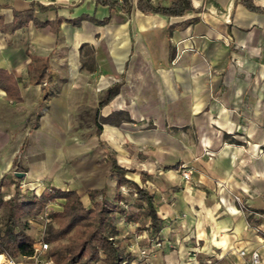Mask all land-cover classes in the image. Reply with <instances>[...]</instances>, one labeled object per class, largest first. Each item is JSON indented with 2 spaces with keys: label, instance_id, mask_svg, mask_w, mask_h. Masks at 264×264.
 Listing matches in <instances>:
<instances>
[{
  "label": "crops",
  "instance_id": "0c3cea01",
  "mask_svg": "<svg viewBox=\"0 0 264 264\" xmlns=\"http://www.w3.org/2000/svg\"><path fill=\"white\" fill-rule=\"evenodd\" d=\"M191 1L198 10L166 16L125 14L97 0H0V68L15 76L23 98L0 88V104L38 113L35 126L15 137L8 132L15 126L0 121V199L17 187L25 199L56 187L93 207L88 192L106 187L117 205L110 226L131 264H253L255 250L264 264V11L241 0ZM251 1L264 8V0ZM33 3L39 22L62 20L57 32L33 20L13 29L14 11ZM85 43L93 60H82ZM46 58L52 75L32 83L29 67ZM114 86L118 93L107 99ZM97 108L130 120L101 123L97 134ZM111 155L153 194L159 232L134 187L122 186L115 199ZM64 201L45 211L61 210ZM155 240L161 245L141 259L139 248Z\"/></svg>",
  "mask_w": 264,
  "mask_h": 264
},
{
  "label": "trees",
  "instance_id": "16d2710c",
  "mask_svg": "<svg viewBox=\"0 0 264 264\" xmlns=\"http://www.w3.org/2000/svg\"><path fill=\"white\" fill-rule=\"evenodd\" d=\"M248 8L264 11V8L255 6L251 0H241ZM98 3L107 5L110 10L118 9L125 14L139 10L145 15L162 14L166 16H182L190 11L198 10L191 0H171L169 4L156 3L153 0H97ZM36 4L23 11H14L13 29L26 26L31 20L37 25H51L57 32L60 18L51 22H39L34 13ZM42 8V6L38 5ZM108 18L103 22L106 23ZM77 24L78 20H72ZM171 58L174 54L171 53ZM35 59V58H34ZM43 61V60H42ZM48 58L37 66L31 65L32 83H42L47 72ZM0 88L5 90L9 97L17 102L23 101L18 82L15 76L7 70L0 68ZM119 86L107 90V99L117 94ZM47 86L43 87V98L51 95ZM100 98L99 106L104 102ZM93 120L97 134L102 131V124L120 125L125 120H130L124 111L112 112L108 116H100L99 109L94 111ZM111 174L117 180L116 200H121L120 189L124 185L134 187L137 198L147 205V214L151 218L150 226L154 232H159L160 219L157 215L153 194L140 183L127 176V169L122 167L114 156ZM23 179V177L21 178ZM93 202V207H87L79 193L75 190H61L56 187L46 188L40 195L33 194L25 199L20 194L18 187L15 193L7 200L0 199V210L5 211V219L0 228V254L11 257H31L34 254V244L37 239L26 231V218L42 214L50 202L63 198L61 210L51 213L52 222L43 235V240L50 244L47 256L54 264H92L103 261L104 264H131L132 257L129 251L115 240L116 231L110 226V218L117 211V205L106 198V187L93 189L88 192ZM101 195V199L97 196Z\"/></svg>",
  "mask_w": 264,
  "mask_h": 264
},
{
  "label": "rangeland",
  "instance_id": "374dc122",
  "mask_svg": "<svg viewBox=\"0 0 264 264\" xmlns=\"http://www.w3.org/2000/svg\"><path fill=\"white\" fill-rule=\"evenodd\" d=\"M81 54H82V60L84 61H90L94 59L93 58L94 50L91 49V47H89V44L85 43L81 46ZM29 109L30 108L25 104L24 105H18L14 103H9V104L1 103L0 104V121L5 120L9 126H15V129L13 130H11V127L8 129V132L12 134L14 137L22 135L23 133H26L29 130L28 128L30 126L33 127V125L35 124L38 113L35 110L33 111L31 115L28 116ZM84 112H87V111H84ZM88 117L90 116L88 115ZM84 118H86V116ZM23 184H25V186L23 187V190H26L25 188H27L26 187L27 182L23 181ZM35 187L36 186L32 188L35 189ZM4 219H5V211L0 210V228L3 225ZM50 224L51 223L49 222L47 223L46 216L44 215V212H43L41 214V217H39L37 221H35L34 224L26 221V231L28 233L30 232L34 238L40 241L42 239V235L46 232L47 227ZM141 229H143V227H141ZM92 264H103V263L101 261H97Z\"/></svg>",
  "mask_w": 264,
  "mask_h": 264
},
{
  "label": "built area",
  "instance_id": "2783aa9c",
  "mask_svg": "<svg viewBox=\"0 0 264 264\" xmlns=\"http://www.w3.org/2000/svg\"><path fill=\"white\" fill-rule=\"evenodd\" d=\"M182 176L185 180H190L191 179V169L188 168L187 166L182 167L181 169ZM25 184H23V181L20 182V190L21 193L24 191L23 187ZM26 189V188H25ZM28 189H33L28 187ZM25 193V192H24ZM44 215L46 216V221L47 223L52 222V217L51 214L48 210L44 212ZM44 235V234H43ZM42 235V238H43ZM161 242L159 240H155L152 244L146 247H140L138 250V256L141 259H149L152 256V253L154 252L155 248L160 246ZM50 244L46 243L43 239L40 241L37 240L36 243L34 244V254L31 257H28L33 260V264H54L53 260L47 256V250L49 249ZM246 252L241 251V254L244 255ZM251 259L253 264H260L261 262V256L258 251H253L251 254ZM142 262V261H141ZM1 264H28L25 262V259H19L11 256L5 255L2 261L0 262ZM140 264V263H139Z\"/></svg>",
  "mask_w": 264,
  "mask_h": 264
},
{
  "label": "water",
  "instance_id": "95a60500",
  "mask_svg": "<svg viewBox=\"0 0 264 264\" xmlns=\"http://www.w3.org/2000/svg\"><path fill=\"white\" fill-rule=\"evenodd\" d=\"M17 176L18 177H24L25 176V173L24 172H17Z\"/></svg>",
  "mask_w": 264,
  "mask_h": 264
}]
</instances>
